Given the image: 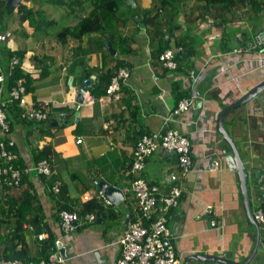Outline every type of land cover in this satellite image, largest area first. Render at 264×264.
Returning a JSON list of instances; mask_svg holds the SVG:
<instances>
[{
	"label": "crops",
	"instance_id": "1",
	"mask_svg": "<svg viewBox=\"0 0 264 264\" xmlns=\"http://www.w3.org/2000/svg\"><path fill=\"white\" fill-rule=\"evenodd\" d=\"M133 1L134 7H128L117 0L115 19L99 24L91 0H21L20 11L0 0V74L6 75L10 60L17 58L26 89L23 104L46 102L49 115L46 122L35 123L10 114L7 138L15 142L23 176L18 190L0 186V259L10 260L9 244L25 251L28 264L45 257L54 261L60 255L57 247L42 252L51 231L55 241L61 238L63 264H116L120 240L137 212L133 196L125 193L134 146L142 135L172 128L190 141L191 170L181 176L178 163L159 148L142 176L163 194L172 186L182 191L167 223L180 264H264V226L253 224L246 212L241 180L229 162L233 150L219 129L221 122L244 165L253 215L264 203V91L223 111L264 81V37L260 50L233 52L264 33V0L255 8L229 9L180 0L176 10L157 14L156 23L140 29L135 14L150 9L151 0ZM24 12H30L28 18ZM90 16L92 23L86 25L91 31L60 36ZM165 43L168 49L186 46L176 70L163 68L157 59ZM119 69L127 70L129 78L120 82L115 100L106 90ZM194 72L198 75L191 81ZM3 88L2 100L8 95L5 82ZM179 98L188 100L189 108L171 116ZM42 159L50 164V176L33 170ZM101 182L120 185L124 200L112 206L101 198ZM56 184L60 191L53 194ZM91 201L103 213L85 223L83 206ZM19 206L24 216L15 235L19 218L10 210ZM64 207L83 222L68 235L61 234L57 221ZM212 257L230 263L208 260Z\"/></svg>",
	"mask_w": 264,
	"mask_h": 264
},
{
	"label": "built area",
	"instance_id": "2",
	"mask_svg": "<svg viewBox=\"0 0 264 264\" xmlns=\"http://www.w3.org/2000/svg\"><path fill=\"white\" fill-rule=\"evenodd\" d=\"M264 33L255 36L252 42L246 47L235 49L234 53H243L251 49H256L262 44ZM181 49H167L157 57L161 66L167 70H176L177 54ZM19 66V60L12 58L9 63V72L13 67ZM129 78V72L119 69L111 78L106 93L115 100L120 99V82ZM5 75L0 74V96L4 92L3 84ZM23 81L19 80L10 89L6 99H0V131L4 134L10 133L9 122L6 118V109L12 102H18L20 109L19 119L25 122H46L49 119L47 103L24 105L23 96L25 94ZM189 101L182 99L178 102L177 108L171 116H177L189 108ZM62 122L66 118V112L59 114ZM170 120L169 118L167 121ZM77 144L81 140L76 141ZM15 142L13 140L0 141V186L9 190H18L22 183L23 171L14 165L16 155L14 152ZM161 149L167 153L175 152L178 157V166L181 176L186 175L191 170L189 139L178 130L166 128L163 133L142 135L136 142L132 161L127 171L130 176V186L125 190L126 194L133 196L136 205V215L129 222L122 239L120 240L121 250L116 264H180L176 257L172 242L171 232L167 226L169 221V211L179 207L182 191L179 187L172 186L166 194L159 191L155 185H150L144 180L142 173L147 159L157 150ZM38 176H50L52 171L48 160L42 159L33 167ZM25 172V171H24ZM53 194L59 193V186L56 184L51 188ZM102 198V193H99ZM124 195V194H123ZM210 211V210H209ZM59 228L63 235L75 232L79 226L83 225L75 212L62 210L59 213ZM253 221L260 226H264V204H262L252 215ZM95 214L85 215L84 222L94 221ZM42 236L40 237L41 240ZM61 239V238H60ZM57 239L55 247L59 251L63 249L62 241ZM64 250V249H63ZM65 259L60 254L54 261L40 260L38 264H63ZM0 264H24L20 260H3Z\"/></svg>",
	"mask_w": 264,
	"mask_h": 264
},
{
	"label": "trees",
	"instance_id": "3",
	"mask_svg": "<svg viewBox=\"0 0 264 264\" xmlns=\"http://www.w3.org/2000/svg\"><path fill=\"white\" fill-rule=\"evenodd\" d=\"M74 1H76V3H77V1H81V0H74ZM91 1L94 5V7H93L94 8V11H93L94 15L93 16H97V18H98V20H96V22H98L99 24L100 23L106 24L111 19H115L116 9L118 7L117 0H91ZM202 1L210 4L211 6L212 5L213 6L223 5L224 9H229V8L236 7L237 5H244V4L250 5L252 8H255L256 6H259V4H260L258 0H202ZM179 3H180V0H151L150 9L139 10L135 14L136 17L139 18L137 21V28L140 29L142 25L146 26V24H148L149 22L151 24L156 23L157 14H159L161 12H165L169 9H175L176 10V4H179ZM18 10L20 11V10H22V8H20V6H18ZM28 13H30V12H24L23 18H28L27 17ZM150 15H151V17H150ZM90 20H91V16L89 18L83 20L76 29L62 31L60 33L61 34L60 36H64L67 34H74V35L78 36V35H83L84 33H86L84 31H87V32L91 31L92 28L88 27V25H86V24L92 23ZM96 29L97 28H94L93 30H96ZM168 47H169V45L165 43V45L163 46V48L159 54H161L163 51L167 50ZM176 48H180L181 51H180V53L177 54V57L175 60H182V57L184 56V54L186 52V46L185 45H182V46L179 45L178 47L176 46ZM177 68H178V66H177ZM22 77H23L22 72H21L19 66L13 67L10 72L8 71V73L5 75V84L7 85V88H6L7 93L10 91V89L12 87L15 86L16 82L19 81ZM181 98H179L178 102L180 100H182ZM19 112H20V109L18 107L17 101L9 104L7 109H6V118H7L8 122H9L10 114H13V116H17L19 118ZM64 121H66V118L64 119ZM9 127H10V122H9ZM8 134H4L0 131V141L8 140V138H7ZM38 161H40V160H38ZM14 165L18 167V165L16 164V161H14ZM83 208H84L83 209V215L84 214L87 215L89 213H95L98 216L101 213H103V207L95 201H91V202L86 203L83 206ZM64 209H67V208H65V207L60 208L58 210V212L60 213ZM10 211L16 212L18 214L17 215V217L19 218V220L17 221L18 227L13 231V233L15 232V235H17L19 227L21 226V220L24 216V212H23L24 208L22 206H19L18 208L14 209V207H13ZM59 213H58V215H59ZM57 221L60 222L58 219H57ZM59 230H60V228H59ZM61 234H62V232H61ZM7 248H8L7 252H10L12 254L10 256V260H20L24 264L29 263V260H27V255L25 254L24 250L16 251L15 248L13 246H9V244L7 245ZM54 248H55V238H54V234L50 231V232H47V237L45 238L44 242L42 243V252H43V254H45V253L48 254ZM45 258L47 260V257H45Z\"/></svg>",
	"mask_w": 264,
	"mask_h": 264
},
{
	"label": "water",
	"instance_id": "4",
	"mask_svg": "<svg viewBox=\"0 0 264 264\" xmlns=\"http://www.w3.org/2000/svg\"><path fill=\"white\" fill-rule=\"evenodd\" d=\"M21 0H8V4L11 7V9L18 7V5L20 4ZM125 3L128 7H134V1L133 0H125ZM107 47L108 50L111 51V47H110V43H107ZM258 49H262L261 46L258 47ZM198 73L194 72L192 73V76L190 78L191 81H193L196 77H197ZM88 84H84L82 87L79 88V93L76 99V102L81 104L83 102V98H84V94L86 92V88H87ZM262 91H264V81L258 83L257 85H255L252 89H250L242 98H240L237 102L231 104L229 107H227L224 111L223 114L227 113L228 111L235 109L236 107H238L240 104L249 102L251 100H253L259 93H261ZM220 124V131L221 133L224 135L225 139L228 141V143L230 144L232 150H233V155L229 158V162L231 163V166L234 165L238 176L241 180V187L243 189V198H244V204L246 207V212L248 214V216L250 218H252V214L250 212V205H249V193H248V188L246 186V182H247V174L245 173L244 170V165L239 157V154L237 152V150L235 149L232 141L228 138V136L226 135V133L224 132L223 128H222V124L221 122H219ZM168 156L172 157V160L174 163H178V157L175 154V152H165ZM97 187L99 188L100 192L102 193V198L105 199L110 205L112 206H117L118 204H120L123 200H124V195L122 192V187L120 185L113 187V186H108V184L101 182L97 184ZM264 193V192H263ZM263 202V201H262ZM213 212H211L208 216H212ZM216 224V219L213 220ZM253 221V218H252ZM253 224H255L257 226V223L253 221ZM60 254L63 256V258H65V254H64V250L62 249L60 251ZM192 258V257H191ZM194 259H205V257L203 256H196L193 257ZM208 260L213 261V262H220V263H230L229 261H227L225 258H208ZM188 261V260H187ZM233 264V263H230Z\"/></svg>",
	"mask_w": 264,
	"mask_h": 264
}]
</instances>
